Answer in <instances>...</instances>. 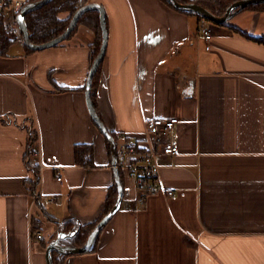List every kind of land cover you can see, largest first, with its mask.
Returning a JSON list of instances; mask_svg holds the SVG:
<instances>
[{
    "label": "crops",
    "instance_id": "obj_1",
    "mask_svg": "<svg viewBox=\"0 0 264 264\" xmlns=\"http://www.w3.org/2000/svg\"><path fill=\"white\" fill-rule=\"evenodd\" d=\"M91 2L108 26L98 114L118 146L130 139L144 150L151 120L179 119V152H159L156 182L176 194L141 204L122 171L121 208L92 252L55 253L54 264H264V45L234 29L264 35V12L246 14L243 27L210 25L206 40L207 25L162 0ZM97 37L81 25L59 48L19 43L0 54V264H47L58 233L106 215L115 180L85 96ZM78 146L93 149L77 158ZM76 237L63 244L82 245Z\"/></svg>",
    "mask_w": 264,
    "mask_h": 264
},
{
    "label": "water",
    "instance_id": "obj_2",
    "mask_svg": "<svg viewBox=\"0 0 264 264\" xmlns=\"http://www.w3.org/2000/svg\"><path fill=\"white\" fill-rule=\"evenodd\" d=\"M53 0H36L28 3L17 15L16 18V26L18 30V36L13 41H17L23 46L27 47L33 51H43L46 49L53 48L58 46L65 40H67L72 32L77 28L80 18L87 12L96 11L99 13L100 18V27L102 31V39H101V47L100 52L95 58L86 81L85 85V96L86 103L88 107L89 114L97 126V128L101 131L103 136L108 140L111 150V163L112 170L114 175L115 184L118 190V197L115 201L113 208L107 213L94 227L92 232L89 234L86 241L80 246L65 245L63 241L70 240L74 238L81 228V224L78 222V229L74 232H60L57 234L56 239L52 240L46 249V260L47 264H54V254L56 253L59 258H63L66 256H72L76 254H85L92 252L96 241L98 239L99 234L104 229V227L112 220V218L118 213L121 208L122 201L125 195L124 187L122 184V179L120 175V169L118 166V152H117V142L114 138L113 134L115 133V128L112 124L106 123L102 120L100 115L98 114L94 102L92 100V83L93 78L97 74L100 65L102 64L106 48L108 44V26H107V16L104 7L97 3H88L83 5L80 9L76 11L72 20L70 21L69 26L65 29V31L55 37L54 39L43 43V44H35L31 41L29 30L26 22V16L29 13H32L36 10H39L51 3ZM175 10L182 13H191L202 17L210 22L215 24H227L229 23L236 15L240 12L244 11L248 7L252 5L264 4V0H238L229 4L224 13L222 15H216L211 9L202 5L199 2H190V3H182L180 0H166ZM193 88L189 87L184 90L185 94H192Z\"/></svg>",
    "mask_w": 264,
    "mask_h": 264
},
{
    "label": "trees",
    "instance_id": "obj_3",
    "mask_svg": "<svg viewBox=\"0 0 264 264\" xmlns=\"http://www.w3.org/2000/svg\"><path fill=\"white\" fill-rule=\"evenodd\" d=\"M162 1L165 4H167L169 7H171L173 10H175L166 0H162ZM180 1H182L183 3H187L190 1L199 2L202 5L211 9L216 15H222L226 7L229 4L236 2L238 0H180ZM88 3H89V0H53L51 3L47 4L43 8L36 10L32 13H29L26 16V22H27L31 41L35 44H43L61 35L65 31V29L69 26L70 21L72 20L76 11L80 9L83 5L88 4ZM247 9L255 10V11H264V4L252 5L248 7ZM191 15H195V14H191ZM195 16H197V18L199 19H203L202 17L198 15H195ZM5 21L6 19L3 16H0V54H6L9 51V48L12 45V43L17 42L16 40L13 41V39H16V32L10 31L7 28ZM81 25L88 27L89 29L95 31L98 36L92 48L91 64H90V68H91L95 58L100 52V47H101L102 31L100 27L99 13L96 11H90V12L85 13L80 18L79 24L77 28L72 32V34ZM221 25L224 26L228 24H221ZM234 29L239 34L247 37L248 39L264 45V35L254 36V35L248 34L245 31H242L241 29H238V28H234ZM23 47L25 48L27 52H35L33 50L28 49L25 46ZM101 69H102V64L100 65V68L97 74L93 78V83H92V100L94 102V106L97 112H98V108L96 104V93L94 90L96 89L97 91ZM113 136L116 139L115 134H113ZM106 143H107L108 153L111 158L110 145L107 139H106ZM88 147L89 146H78L76 148L77 158H79V155L81 153L84 156H86V154H90V150H92L93 147L92 146H90L91 148L90 147L88 148ZM87 158L88 156L86 157V160ZM120 175L122 178L123 176H122L121 170H120ZM117 197H118V190H117L116 184L113 183L108 193L107 207H106V211L104 215L109 213L110 210L113 208ZM97 222L92 224L89 227H83L82 229L79 230V233L77 234L79 243L83 244L85 242L90 232L96 226Z\"/></svg>",
    "mask_w": 264,
    "mask_h": 264
},
{
    "label": "built area",
    "instance_id": "obj_4",
    "mask_svg": "<svg viewBox=\"0 0 264 264\" xmlns=\"http://www.w3.org/2000/svg\"><path fill=\"white\" fill-rule=\"evenodd\" d=\"M32 0H0V16L6 20H13L16 23L17 15ZM9 26H13L9 24ZM199 35L206 40L213 36L212 27L208 26L199 31ZM179 119L155 118L147 125L151 136L149 141L151 149L144 150L139 142L126 139L117 147L118 166L121 171L127 172L134 179L137 189L140 192L139 202L144 204L150 194L164 191L167 196H174L175 190H166L156 185L160 178L161 166L158 163V154L161 152L166 156H176L179 152V141L175 135ZM61 181V177L58 178ZM36 239H42V233L35 234Z\"/></svg>",
    "mask_w": 264,
    "mask_h": 264
},
{
    "label": "rangeland",
    "instance_id": "obj_5",
    "mask_svg": "<svg viewBox=\"0 0 264 264\" xmlns=\"http://www.w3.org/2000/svg\"><path fill=\"white\" fill-rule=\"evenodd\" d=\"M167 5V4H166ZM168 6V5H167ZM171 8V7H170ZM253 10H250V9H245L244 11H242V12H240L238 15H236L229 23H227L228 25H224V26H222L223 28H228L227 26H229V24H232V25H236V26H239V27H243L245 24H248V22L250 21V19L249 18H246L245 16H246V14H249L250 12H252ZM264 12V11H263ZM193 17H195L196 19H197V16H193ZM199 19V18H198ZM201 20V26H205V25H207L206 27H208V25L210 26H215V27H217V26H221V25H219V24H215V23H213V22H210V21H208V20H206V19H200ZM6 22V26H7V28L10 30V31H15L16 32V36H18V30H17V28H15V23H14V21L13 20H6L5 21ZM193 24H194V22L196 23L197 21H194V19H193ZM13 23V26L14 27H12V26H9V24H12ZM260 27H262L261 29V31H264V15H262V21H261V26ZM81 29H84V27H81ZM194 29H195V26H193L192 25V32L194 31ZM85 30V29H84ZM59 46H60V44L58 45V46H55V47H53V48H59ZM20 48V45H19V43L18 42H13L12 43V45L10 46V48H9V51H10V53H13V52H16L15 50H17V49H19ZM53 48H51V49H53ZM43 51H45V50H43ZM43 51H35V52H43ZM95 91V93L97 94V91H96V89L94 90ZM102 94V93H101ZM98 103V97H96V104ZM97 106H99V104H97ZM115 134V133H114ZM109 224H107V226H108ZM107 228H109V227H107ZM42 230L44 231V228H42ZM45 231H46V229H45ZM106 232V231H105ZM83 256H90L89 254H86V255H83ZM85 258V257H84ZM83 260V257H78V259H76V261L77 262H81ZM76 261H73L72 262V264H78V263H76ZM80 264H84V262H81Z\"/></svg>",
    "mask_w": 264,
    "mask_h": 264
},
{
    "label": "flooded vegetation",
    "instance_id": "obj_6",
    "mask_svg": "<svg viewBox=\"0 0 264 264\" xmlns=\"http://www.w3.org/2000/svg\"><path fill=\"white\" fill-rule=\"evenodd\" d=\"M32 1H35V0H32ZM182 2V1H181ZM191 2V1H190ZM190 2H187V3H190ZM183 3V2H182ZM79 24V23H78ZM15 28H17V26H16V23H15ZM18 29V28H17ZM94 229V228H93ZM92 232V231H91ZM90 232V233H91ZM89 236V235H88ZM88 238V237H87Z\"/></svg>",
    "mask_w": 264,
    "mask_h": 264
}]
</instances>
